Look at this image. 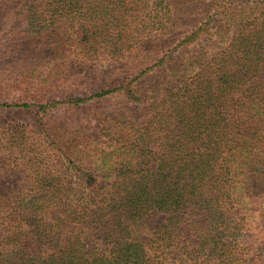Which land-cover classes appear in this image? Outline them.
Listing matches in <instances>:
<instances>
[{
    "label": "trees",
    "instance_id": "1",
    "mask_svg": "<svg viewBox=\"0 0 264 264\" xmlns=\"http://www.w3.org/2000/svg\"><path fill=\"white\" fill-rule=\"evenodd\" d=\"M6 5L14 42L52 59L25 83L64 99L2 107L123 106L14 136L0 264H243L253 218L264 234V0Z\"/></svg>",
    "mask_w": 264,
    "mask_h": 264
},
{
    "label": "rangeland",
    "instance_id": "2",
    "mask_svg": "<svg viewBox=\"0 0 264 264\" xmlns=\"http://www.w3.org/2000/svg\"><path fill=\"white\" fill-rule=\"evenodd\" d=\"M10 12L12 10L8 5L0 8V102L44 103L52 99L61 100L63 98L61 97L62 92L60 94L57 92L46 93L45 90H38L36 87L25 83L24 76L27 78L29 75L27 69L34 70L38 68L37 74L43 75L42 72L47 69L48 64L52 63V59L45 54V51H42L44 48L45 50L49 49V47H46L48 43L36 44L34 42L33 46L36 49L33 47L26 50L28 42H14L16 38L12 33V24L16 23L13 22ZM65 45L70 46V43L67 42ZM102 60L100 66L106 70V74H109L107 71L108 62ZM134 70L133 68L129 74ZM30 79L31 77H28L27 80ZM82 94L83 92L79 95ZM82 106L79 108L80 110H67L63 103H57L46 107V112H43L34 107L9 108L0 105V181L7 177L12 169L21 168L17 164L21 161L19 156L22 153V145H13L16 144V142H13L14 136L18 135L19 131H26L27 138L19 136L25 145L29 144L32 137H42L37 132L36 122L38 117L43 118L48 126H52L64 118L68 119L69 123H74L78 120L77 114H80L81 122H87L86 118L93 119L94 114L115 113L123 106V97L113 95L111 98H106L100 102L90 101L88 105ZM7 146L13 148V153L6 148ZM22 176L23 174L20 175V178H16L12 175L9 178L17 187L23 183L20 181ZM243 244L247 254L245 255L246 261L243 264H264V234L260 231V224L256 218L250 221L245 230ZM164 264L178 263L175 261V256L171 254L165 257Z\"/></svg>",
    "mask_w": 264,
    "mask_h": 264
}]
</instances>
